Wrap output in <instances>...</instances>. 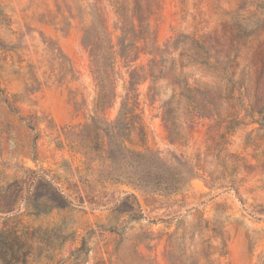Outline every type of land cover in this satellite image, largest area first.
<instances>
[{
  "label": "rangeland",
  "instance_id": "1",
  "mask_svg": "<svg viewBox=\"0 0 264 264\" xmlns=\"http://www.w3.org/2000/svg\"><path fill=\"white\" fill-rule=\"evenodd\" d=\"M0 264H264V0H0Z\"/></svg>",
  "mask_w": 264,
  "mask_h": 264
},
{
  "label": "trees",
  "instance_id": "2",
  "mask_svg": "<svg viewBox=\"0 0 264 264\" xmlns=\"http://www.w3.org/2000/svg\"><path fill=\"white\" fill-rule=\"evenodd\" d=\"M96 62V61H94ZM106 63V62H105ZM136 93L132 87H128L125 94L121 98L120 108L118 113L113 121H106L99 117H92L91 123H86L82 131L87 134V140H89L93 144H101L103 142L105 146L108 147L105 155L108 159H110L112 164H116L117 168L121 169V172L124 167V163L122 161H126L129 156L139 157L136 160L135 166L142 165V167L147 164V161L152 159L159 160V156L156 153H135L130 148L124 145V140L128 136L130 122L128 112L132 108V104L136 102ZM107 96H103V98L95 104V108L97 109L99 105H103L104 103H108ZM93 133V134H92ZM91 134V137L89 136ZM112 145V147L110 145ZM116 147L119 149H116ZM118 150V158L113 155V152ZM97 157H101L99 154ZM118 163V164H117ZM150 172L148 170H144L141 172H137V181L141 183L145 179H149Z\"/></svg>",
  "mask_w": 264,
  "mask_h": 264
}]
</instances>
